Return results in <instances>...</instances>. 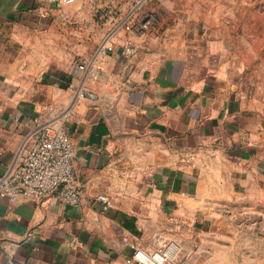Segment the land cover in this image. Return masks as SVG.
<instances>
[{"label": "crops", "instance_id": "0c3cea01", "mask_svg": "<svg viewBox=\"0 0 264 264\" xmlns=\"http://www.w3.org/2000/svg\"><path fill=\"white\" fill-rule=\"evenodd\" d=\"M132 2L0 0V177L53 107L84 198L0 194V264H127L133 248L168 243L182 264H219L240 226H264V84L219 27L166 11L131 36ZM105 4L117 13L100 22ZM104 41L111 51H99Z\"/></svg>", "mask_w": 264, "mask_h": 264}, {"label": "built area", "instance_id": "2783aa9c", "mask_svg": "<svg viewBox=\"0 0 264 264\" xmlns=\"http://www.w3.org/2000/svg\"><path fill=\"white\" fill-rule=\"evenodd\" d=\"M41 3L59 8L68 0H38ZM153 0H133L125 29L131 36H140L156 22L155 12L148 6ZM100 22L116 15L117 10L111 4H105L95 10ZM113 44L104 41L100 52L111 51ZM136 48L131 42L123 46V54L131 57ZM83 69V65L79 66ZM53 107H45L34 120L36 135L27 149L21 164L10 169L0 177V194L10 198L23 196L29 201L40 202L54 194L60 201L76 206L83 203V193L78 186L74 167V149L71 139L63 129H55L50 124ZM104 209L111 206V199L103 194L96 196ZM173 243L165 244L151 251L133 248L127 264H182L176 258Z\"/></svg>", "mask_w": 264, "mask_h": 264}, {"label": "rangeland", "instance_id": "374dc122", "mask_svg": "<svg viewBox=\"0 0 264 264\" xmlns=\"http://www.w3.org/2000/svg\"><path fill=\"white\" fill-rule=\"evenodd\" d=\"M166 3V7L158 10L160 14L154 11L156 22L159 15L171 11L169 22L176 23L174 18L183 17L189 25L198 22L221 28L224 38L233 46V60L260 85L264 84V0H166ZM158 4L159 0H153L150 9L157 8ZM237 231L238 243L229 244L227 253L224 249L228 245L221 244L223 258L217 262L264 264V226L261 222L250 219L248 226H240Z\"/></svg>", "mask_w": 264, "mask_h": 264}]
</instances>
